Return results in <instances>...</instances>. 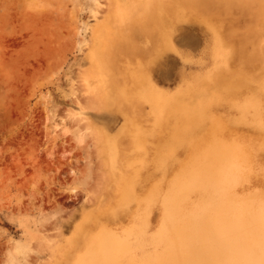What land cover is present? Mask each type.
Here are the masks:
<instances>
[{"label": "rangeland", "instance_id": "1", "mask_svg": "<svg viewBox=\"0 0 264 264\" xmlns=\"http://www.w3.org/2000/svg\"><path fill=\"white\" fill-rule=\"evenodd\" d=\"M103 1L0 0V264L72 263L82 232L100 225L121 230L142 212L136 204L116 207L121 174L137 176L139 195L170 174L154 161L169 128L163 138L151 136L154 110L130 90L122 99L135 70H147L170 95L197 81L216 82L200 98L223 91L209 116L227 125L228 138L255 148V174L243 189H264V0H178L184 19L173 30L171 24L168 40L176 49L169 51L160 50L158 0H118V13L107 17ZM215 38L230 52L219 71ZM102 69L104 79L93 80L103 98L94 105L85 79ZM228 82L232 87L222 90ZM197 99H185V107L194 110ZM244 104L248 121L241 123L235 105ZM138 132L146 135L141 142ZM204 134L193 133L175 160ZM161 212L153 205V236Z\"/></svg>", "mask_w": 264, "mask_h": 264}, {"label": "bare ground", "instance_id": "2", "mask_svg": "<svg viewBox=\"0 0 264 264\" xmlns=\"http://www.w3.org/2000/svg\"><path fill=\"white\" fill-rule=\"evenodd\" d=\"M117 1L100 3L105 17L110 16L115 8L114 14L118 13L119 4L112 8ZM177 1H156L158 11L154 20L165 39L161 51L176 49L170 46L168 33L171 24L173 30L176 23L184 19ZM152 6L153 3L145 10ZM168 15L171 22L166 20ZM116 18L123 20L124 17L117 15ZM118 36L127 35L120 32ZM107 46L113 45L108 43ZM212 48V58H215L216 71H219L222 69L219 60L227 61L230 52L223 49L218 38ZM146 71L132 72L133 83L123 86L121 96L128 100L130 90L135 94H130L131 97L143 100L154 110L157 131L151 136L163 138L164 130L169 128L164 149L161 147L160 151H155L154 161L160 170H167L170 174L165 175L168 178L162 184L150 186L142 195L136 194L137 176L121 174L116 207L130 208L131 204H136L142 212L121 230L100 225L96 232L79 233L81 243L78 248L81 251L74 253L70 264H264V189H243L245 183L252 182L255 174L250 171L253 165L250 152L255 148L228 138L227 125L208 113L211 102L220 100L223 91L202 101L204 98L200 97L207 95V90L219 85L216 82L202 85L197 81L187 85L185 91L170 95ZM104 72L102 69L86 75L84 88L94 105L102 100L103 88L97 87L93 78L97 76L103 80ZM227 84L229 86H222V90L232 87L231 82ZM190 96L193 100L198 98L194 110L185 107V99ZM235 106L243 115L239 121L246 123L247 104ZM175 118L179 125H169ZM256 126L259 128L260 125ZM201 128L205 129V134L190 142L186 157L176 161V150L185 147V142ZM145 137L139 132L136 134L137 141L141 142ZM261 142L264 148V137ZM140 148L145 149L142 145ZM260 173L264 178V171ZM155 204L162 212L157 234L153 236L149 233L152 227L150 213Z\"/></svg>", "mask_w": 264, "mask_h": 264}]
</instances>
